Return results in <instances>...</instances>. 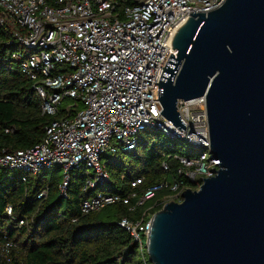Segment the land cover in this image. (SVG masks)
I'll return each mask as SVG.
<instances>
[{
    "label": "built area",
    "instance_id": "built-area-1",
    "mask_svg": "<svg viewBox=\"0 0 264 264\" xmlns=\"http://www.w3.org/2000/svg\"><path fill=\"white\" fill-rule=\"evenodd\" d=\"M223 1L134 0V5L119 8L117 0H53L52 5L45 0H0V24L14 25L13 37L26 49L12 53L11 58L33 81L41 113L55 115L63 107L62 116L47 125L38 145L2 150L0 167L36 174L58 166L62 170L59 192L66 196L70 171L85 164L92 171L83 186L88 191L108 181L102 155L134 150L139 133L150 128L200 150L191 157H178L181 178L171 185L168 197L181 201L186 188L197 189L204 177L215 175L219 161L210 153L205 97L178 101L185 125V130L179 129L155 104L160 105L154 100L158 99L156 83L170 54L177 56L172 40L190 13L207 12ZM57 65L69 69L56 72ZM66 98L71 102L62 106ZM184 179L192 186L184 184ZM142 180L135 178L131 187ZM164 185L146 190L137 204ZM46 195L43 189L37 198ZM135 195L97 191L81 201V212L99 211L114 203L130 205ZM5 211L12 215L10 206ZM151 216L144 211L140 219L119 221L138 243L143 264L149 263L141 235L148 234ZM30 221L19 219L17 226H29ZM18 249L15 241L0 237V264L16 261Z\"/></svg>",
    "mask_w": 264,
    "mask_h": 264
},
{
    "label": "water",
    "instance_id": "water-1",
    "mask_svg": "<svg viewBox=\"0 0 264 264\" xmlns=\"http://www.w3.org/2000/svg\"><path fill=\"white\" fill-rule=\"evenodd\" d=\"M176 31L155 102L185 125L177 103L204 96L215 175L150 218L151 264H264V0H224Z\"/></svg>",
    "mask_w": 264,
    "mask_h": 264
},
{
    "label": "trees",
    "instance_id": "trees-1",
    "mask_svg": "<svg viewBox=\"0 0 264 264\" xmlns=\"http://www.w3.org/2000/svg\"><path fill=\"white\" fill-rule=\"evenodd\" d=\"M45 2L53 4V0ZM117 4L124 8L134 5V0H117ZM15 28L11 23L0 24V152L38 145L47 125L63 114V107L55 115L41 113L33 81L20 71L19 61L11 58L12 53L26 51L13 37ZM68 69L55 66L56 72ZM199 151L146 128L139 133L134 150L102 155L108 181L83 191L86 166L72 169L66 196L59 192L62 176L58 173L62 170L58 166L36 174L0 167V237L15 241L19 247L12 264H143L138 243L119 221L123 217L140 219L144 211L149 216L158 211L172 193L171 185L181 178L178 157H191ZM140 177L141 183L131 187ZM161 183L165 185L155 190L153 197L137 204L146 190ZM183 183L192 186L185 179ZM43 189L47 195L38 199ZM97 191L136 195L130 197V205L114 203L83 214L81 201ZM6 206L11 207V216H7ZM22 218L31 219L29 226H17ZM143 253L149 263L144 245Z\"/></svg>",
    "mask_w": 264,
    "mask_h": 264
},
{
    "label": "rangeland",
    "instance_id": "rangeland-1",
    "mask_svg": "<svg viewBox=\"0 0 264 264\" xmlns=\"http://www.w3.org/2000/svg\"><path fill=\"white\" fill-rule=\"evenodd\" d=\"M71 101L68 99V98H66V99H64V100H62V102H61V104H62V106H65V105H67L68 103H70ZM86 173H92V171H91V169H88V168H86V171H85ZM58 175H59V177H61L62 176V172L60 171L59 173H58ZM47 176L50 178V176H51V174L50 173H48L47 174ZM170 198V200H175L176 198L174 197V195L173 196H171V197H168V199ZM167 199V200H168ZM169 201V200H168ZM165 202H167V201H165ZM103 214H104V212H103ZM141 238H142V241L145 243V238H146V236L145 235H141ZM145 251H146V249H145ZM147 259H148V256H147ZM149 261V260H148ZM149 264H151L150 262H149Z\"/></svg>",
    "mask_w": 264,
    "mask_h": 264
}]
</instances>
